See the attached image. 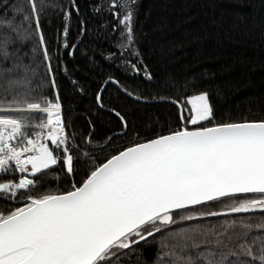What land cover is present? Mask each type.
Segmentation results:
<instances>
[{
    "label": "trees",
    "instance_id": "obj_1",
    "mask_svg": "<svg viewBox=\"0 0 264 264\" xmlns=\"http://www.w3.org/2000/svg\"><path fill=\"white\" fill-rule=\"evenodd\" d=\"M107 80L156 102L110 83L98 106ZM199 94L210 117L188 130L264 122V0H0V118L39 126L33 109L58 103L71 158L68 173L54 149L30 186L0 198V219L18 202L73 191L129 147L181 131L187 117L174 103ZM110 264H264V213L178 225Z\"/></svg>",
    "mask_w": 264,
    "mask_h": 264
},
{
    "label": "water",
    "instance_id": "obj_2",
    "mask_svg": "<svg viewBox=\"0 0 264 264\" xmlns=\"http://www.w3.org/2000/svg\"><path fill=\"white\" fill-rule=\"evenodd\" d=\"M110 83L133 101L156 102L137 99L107 80L98 106ZM174 104L182 117L181 105ZM125 131L123 123L118 135ZM248 196L264 197V122L183 129L129 147L73 191L28 200L0 219V264H96L164 216ZM162 231L136 237L125 250Z\"/></svg>",
    "mask_w": 264,
    "mask_h": 264
},
{
    "label": "rangeland",
    "instance_id": "obj_3",
    "mask_svg": "<svg viewBox=\"0 0 264 264\" xmlns=\"http://www.w3.org/2000/svg\"><path fill=\"white\" fill-rule=\"evenodd\" d=\"M56 106V104L52 105ZM51 107V106H49ZM38 108L33 109V111L40 112L43 116V123L39 126H29L20 123L18 119L14 117H3L0 118V157L4 151H9L17 153L27 149L34 141L40 136L44 135L43 127L47 123L48 119V108ZM6 112H12L11 110H6ZM210 106L206 94H199L188 98L182 106V118L186 115V121L183 126H194L206 122L210 117ZM29 130L27 133L25 130ZM13 139L14 143L11 144L9 148L5 150V145L10 144L8 139ZM58 149L59 152L64 154V165L66 171L70 172L71 158L68 154L66 143H57L53 139H48L41 143L39 146V155L35 161L30 165L28 172L30 174H36L47 167L54 164V159L52 156V151ZM14 158L11 157L8 162H14ZM7 171L12 174V166H8ZM6 171V172H7ZM264 200V197H236L229 198L217 202H213L195 209L186 210L171 215L164 216L154 222H152L145 229H159L164 230L177 225H182L186 223L196 222L198 220H204L211 217H218L221 213H235L243 214L247 212H259L264 213V205L256 204L253 205V200ZM145 229L138 232V236L146 231ZM137 236V237H138ZM135 237L132 236L133 239ZM123 241L117 246L113 247L107 253H105L96 264H110L118 257L129 245L128 240ZM131 239V240H132Z\"/></svg>",
    "mask_w": 264,
    "mask_h": 264
},
{
    "label": "built area",
    "instance_id": "obj_4",
    "mask_svg": "<svg viewBox=\"0 0 264 264\" xmlns=\"http://www.w3.org/2000/svg\"><path fill=\"white\" fill-rule=\"evenodd\" d=\"M48 119L46 125L43 127L44 135L36 139L31 146L27 149L14 153L9 151H4L6 155L0 157V177L8 175L7 167L12 166V174L15 180L7 183H0V196L13 197L18 194V192L25 186L32 182V179L28 176V170L31 163L38 156V148L41 143L45 142L48 137L54 139L56 142L63 144L66 140V133L64 124L62 121V113L59 106L49 108ZM8 145H5V150L14 143L13 139H8ZM13 157L15 160L12 163L8 162L10 158ZM7 171V172H6ZM10 175V174H9Z\"/></svg>",
    "mask_w": 264,
    "mask_h": 264
},
{
    "label": "flooded vegetation",
    "instance_id": "obj_5",
    "mask_svg": "<svg viewBox=\"0 0 264 264\" xmlns=\"http://www.w3.org/2000/svg\"><path fill=\"white\" fill-rule=\"evenodd\" d=\"M254 197H260V196H254ZM253 201H260V203L262 202L261 204L264 205V200H263V199H261V200H253ZM150 224H151V223H150ZM147 226H149V225H147ZM147 226H146V227H147ZM146 227H145V228H146ZM145 228H144V229H145ZM145 230H146V231H144L143 233H141L140 236L146 235V234H148V233H150V232H152V231L159 230V229H155V230H154V229H145ZM137 236H138V235H137ZM137 238H138V237H137ZM137 238L135 237L132 241H130V244H131L134 240H136ZM150 239H151V238H150ZM148 240H149V239H148ZM146 241H147V240H146ZM144 242H145V241H144ZM144 242H142V243H144ZM140 244H141V243H140ZM138 245H139V244H138Z\"/></svg>",
    "mask_w": 264,
    "mask_h": 264
},
{
    "label": "bare ground",
    "instance_id": "obj_6",
    "mask_svg": "<svg viewBox=\"0 0 264 264\" xmlns=\"http://www.w3.org/2000/svg\"><path fill=\"white\" fill-rule=\"evenodd\" d=\"M59 106H60V105H59ZM60 109H61V107H60ZM61 113H62V110H61ZM62 121H63V119H62ZM63 124H64V123H63ZM64 128H65V127H64ZM65 133H66V132H65ZM3 155H6V153L4 152ZM32 175H34V174H32ZM20 191H21V190H20ZM20 191L18 192V194L20 193ZM18 194H17V195H18ZM17 195H15V196H17ZM15 196H13V197H5V196H1V197L5 198V199H11V198H14ZM26 203H27V202H23V203H21V205H19L20 208L23 207V206H25Z\"/></svg>",
    "mask_w": 264,
    "mask_h": 264
}]
</instances>
